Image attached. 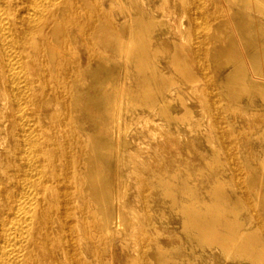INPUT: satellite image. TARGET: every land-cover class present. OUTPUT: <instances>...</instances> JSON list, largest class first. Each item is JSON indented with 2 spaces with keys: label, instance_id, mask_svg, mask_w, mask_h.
<instances>
[{
  "label": "bare ground",
  "instance_id": "bare-ground-1",
  "mask_svg": "<svg viewBox=\"0 0 264 264\" xmlns=\"http://www.w3.org/2000/svg\"><path fill=\"white\" fill-rule=\"evenodd\" d=\"M89 1L0 0V264H123L115 243L138 251L127 264H147L136 236L146 223L128 231L125 200L141 197L142 183L131 185L135 176L126 168L125 153L133 130L144 124L138 109L153 111L167 127L188 117L187 110L182 118L170 113L172 82L160 70L153 45L156 26L173 14L165 0L158 7L160 21L146 15L142 0H111L128 18L118 26L114 5L108 16L88 10ZM178 1L188 10V2ZM229 1L237 7L234 29L255 78L248 79L243 60L232 56L234 30L223 22L216 31L227 47L217 56L223 66L235 65L223 88L237 98L257 95L264 102V25L251 14L264 20V0ZM170 64L185 85L196 83L185 57L174 52ZM239 68L241 77L235 79ZM119 71L126 73L127 87L114 82L113 72ZM218 162L214 153L211 164ZM260 162L249 186L264 211V153ZM154 181L170 207L181 210L190 244L195 240L197 247L219 250L226 259L264 264V242L255 238V228H243L221 177L205 192L187 178H161L160 171ZM151 246L153 264H164L162 245Z\"/></svg>",
  "mask_w": 264,
  "mask_h": 264
},
{
  "label": "rangeland",
  "instance_id": "rangeland-1",
  "mask_svg": "<svg viewBox=\"0 0 264 264\" xmlns=\"http://www.w3.org/2000/svg\"><path fill=\"white\" fill-rule=\"evenodd\" d=\"M162 1L142 0L146 15L155 21L162 20V13L158 9ZM165 1L173 15L164 19V25L156 26L152 34L155 39L153 45L158 50L160 70L172 82L171 92L167 93L172 103L170 113L176 118H182L187 110L188 117L183 122H173L167 127L163 118L147 108L136 112L144 124L140 129L133 130V143L130 151L125 153V158L126 168L131 169V175L135 176L131 185L136 187L141 182L142 195L139 198L130 196L125 200L128 218L131 220L128 231L133 234L139 224L146 223L142 232L136 236L145 248L147 264H153V259L149 258L153 243L161 244L166 251L164 264H250L247 259H226L219 250L207 247L202 250L196 246L195 240L191 239L193 244H190L183 230L181 210L170 207V199L162 195L154 181L157 171H160L161 178L172 180L175 177L178 182L187 178L189 184L205 192L215 178L221 177L228 197L239 208L238 215L243 228L250 231L255 228V238L264 242V211L256 207L253 193L255 188L249 186L253 171L259 173L258 164L263 163L260 161L264 153V102L257 95L237 98L228 94L222 82L235 67L234 61L223 66L217 56V52H223L227 43L225 37L216 31V27L227 22L234 30L235 47L232 56L237 54L243 60V69L248 79L255 78L234 29L238 17L237 7L229 0H183L189 3L186 10L178 0ZM109 5L115 6L111 14L118 18V26L128 19L127 16L119 15L118 7L111 0H90L86 8L93 12L101 9L102 13L109 16ZM251 14L255 21L263 22L264 25V20L257 13ZM124 37L128 38L127 31ZM97 47L101 46L97 44ZM174 52L185 57L194 72L196 83L185 85L183 78L173 70L170 61ZM109 53L112 60L117 59L114 52ZM201 67H204V72ZM237 71L235 79L241 77V68ZM113 73L116 84L129 85L130 81L124 71ZM98 78L103 80L104 71L99 70ZM161 125L164 126L159 128ZM214 153L218 155V167L211 164ZM244 157L251 167L245 165ZM221 169L225 170L223 175ZM235 169L239 170L238 176L234 174ZM126 176L129 178L128 174ZM241 190L247 199L241 197ZM177 198L185 200L179 193ZM205 199L209 197L205 195ZM113 231L118 233L114 228ZM115 248L123 264H127V259L138 256L137 250L131 251L129 243L125 247L115 243Z\"/></svg>",
  "mask_w": 264,
  "mask_h": 264
}]
</instances>
